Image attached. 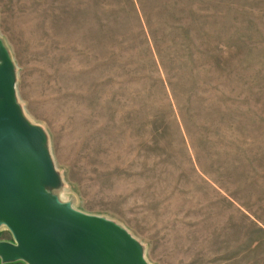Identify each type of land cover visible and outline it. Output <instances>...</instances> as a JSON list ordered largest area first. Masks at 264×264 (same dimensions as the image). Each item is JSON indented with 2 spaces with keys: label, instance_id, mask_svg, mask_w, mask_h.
<instances>
[{
  "label": "rangeland",
  "instance_id": "obj_1",
  "mask_svg": "<svg viewBox=\"0 0 264 264\" xmlns=\"http://www.w3.org/2000/svg\"><path fill=\"white\" fill-rule=\"evenodd\" d=\"M0 37L63 201L151 264H264V0H0Z\"/></svg>",
  "mask_w": 264,
  "mask_h": 264
},
{
  "label": "water",
  "instance_id": "obj_2",
  "mask_svg": "<svg viewBox=\"0 0 264 264\" xmlns=\"http://www.w3.org/2000/svg\"><path fill=\"white\" fill-rule=\"evenodd\" d=\"M17 67L0 37V262L25 264H151L144 245L105 216L75 209L48 132L25 114Z\"/></svg>",
  "mask_w": 264,
  "mask_h": 264
},
{
  "label": "crops",
  "instance_id": "obj_3",
  "mask_svg": "<svg viewBox=\"0 0 264 264\" xmlns=\"http://www.w3.org/2000/svg\"><path fill=\"white\" fill-rule=\"evenodd\" d=\"M0 239H8V237L0 236ZM0 264H25V263L21 261H17V262H12V263H1L0 262Z\"/></svg>",
  "mask_w": 264,
  "mask_h": 264
}]
</instances>
